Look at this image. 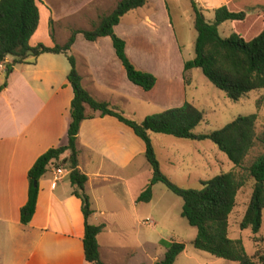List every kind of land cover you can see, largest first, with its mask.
Segmentation results:
<instances>
[{"label": "crops", "instance_id": "1", "mask_svg": "<svg viewBox=\"0 0 264 264\" xmlns=\"http://www.w3.org/2000/svg\"><path fill=\"white\" fill-rule=\"evenodd\" d=\"M236 1L195 0V3L204 14L205 10L214 12L223 6L236 13L246 9L256 13L252 17L256 26L254 29L243 33L237 30L241 26L235 23L229 29L231 35L242 33L239 35L251 41L264 31V13H261L264 0H249L233 7ZM55 2L76 5L73 13L64 15L75 16L86 11L92 19L95 7L101 5V0H40L41 18L45 11L50 20H55L54 15L60 13L54 6ZM148 6L153 17H148L146 13L144 22L156 18L154 20L160 27L157 29L160 30L158 39L161 40L153 50L170 56L177 52L172 47L176 41L175 28L162 3L154 1L150 4L148 0ZM223 26L225 23L220 28ZM157 29L152 28V31ZM36 34L31 39L32 46H35ZM77 43L78 40L72 49ZM70 53H73L72 50ZM62 56L44 54L36 60L31 58L25 64L14 66L8 86L0 94V264H89L84 253L82 201L73 194L74 188L69 180L71 170L62 165L67 154L60 158L58 164H51L41 178L33 220L28 225L20 221L21 209L28 200L30 169L49 149L65 146L68 142L74 92L68 81L70 66L60 62ZM84 58L89 72L86 76L79 73L85 89L96 100L107 102L111 108L122 112L110 98L112 93L121 94L122 87L128 88L122 71L117 69L116 59L102 54H85ZM12 62L13 58L8 57L5 66ZM122 95L123 100L128 98ZM87 114L94 117L85 120L79 132V170L88 177L86 193L93 210L89 222L105 225L98 237L101 259L105 264L136 263L138 256L141 257L144 252L146 242L141 240L139 245L124 248L122 254L118 248L108 247L112 260L107 262L100 238L112 230L134 229L138 232L141 223L139 204L142 203L136 201L152 177L148 176L144 182L146 146L131 128L116 118L103 117L100 112L89 108ZM58 168L70 172L56 180L54 174ZM101 185L108 186L111 193L113 190L120 191L122 197L117 194L116 198L107 200L105 195L96 191Z\"/></svg>", "mask_w": 264, "mask_h": 264}, {"label": "trees", "instance_id": "2", "mask_svg": "<svg viewBox=\"0 0 264 264\" xmlns=\"http://www.w3.org/2000/svg\"><path fill=\"white\" fill-rule=\"evenodd\" d=\"M40 0H0V64L8 57L13 62L6 66V79L0 86V94L8 86V78L14 66L36 60L44 54L65 55L70 63L68 81L73 88L71 102V123L68 142L65 146L51 148L38 158L29 171V193L26 205L21 209L20 221L28 225L36 212L39 197V182L48 172L51 164H58L67 154L62 165L71 170L69 180L73 194L81 199L85 218L83 239L85 259L89 264H105L101 259L99 235L105 225H93L89 220L93 215L91 201L86 193L88 177L79 170L78 136L82 123L93 115L87 108L110 116L131 128L146 146L145 156L151 167L152 177L137 203H150L154 197L155 185L162 183L174 195L184 201L182 217L191 227L197 229L193 246L212 256L236 264H264V251L249 256L241 240L229 237V220L236 207L240 190L246 185V178L236 170L220 174L203 182L200 190L185 189L175 184L162 170L157 158L152 134H164L179 139L213 142L218 150L234 164L235 169H243L246 158L257 141V114L239 117L224 128L210 134H195V129L203 122L204 113L194 104L184 103L180 107L168 109L160 114L148 116L142 122L129 119L123 112L111 108L107 102L96 100L83 86V79L77 69L74 56L68 53L82 33L88 42L101 38H111L117 59L122 64L128 80L135 86L149 92L157 84V78L135 67L127 55V43L115 34L123 17L143 8L148 0H121L114 10L99 16L91 30L74 31L64 45H31V39L39 29L41 14ZM194 28L197 37L194 43L195 57L184 63V73L201 69L205 77L223 91L233 102H239L254 90H264V31L251 41L238 34L223 37L220 26L226 22L246 20V12H232L226 6L214 11L213 21H208L204 11L192 2ZM185 85L190 84L184 76ZM248 177L254 180L252 196L241 222L242 230L250 229L258 234L264 217V154L260 155L247 169ZM166 252L163 259L155 264H175L186 246L179 242L161 241Z\"/></svg>", "mask_w": 264, "mask_h": 264}, {"label": "rangeland", "instance_id": "3", "mask_svg": "<svg viewBox=\"0 0 264 264\" xmlns=\"http://www.w3.org/2000/svg\"><path fill=\"white\" fill-rule=\"evenodd\" d=\"M120 1L101 0V5L95 7L94 19L86 11L76 13L75 16L73 14L68 16V13H73V9L77 8L76 5L71 2H55L54 6L60 13L54 15L55 20H50L49 15L44 11L33 44L35 46L39 43L49 46L64 45L72 32L91 30L99 16L114 10ZM154 1L162 3L163 9L165 8V12L171 19L176 40L172 47L177 52L168 56L153 50L158 45V40H161L158 39L160 30L157 29L160 27L158 21L154 20L156 18H153L152 22L148 20L144 22L146 13L148 17H153L149 6L130 12L115 28V34L126 41L127 55L135 67L157 78V85L153 90L147 92L130 83L123 66L116 57L109 37L98 39L96 42H87L84 35L80 33L77 36L76 48L72 49V54L70 52L68 54L75 57L77 69L84 76L89 72L85 54L113 56L117 61V69L122 71L127 81L128 88L122 87L121 94L112 93L110 98L115 101L114 105L124 112L126 117L137 122L188 102L204 113V120L194 133L210 134L224 128L239 117L257 114L256 145L246 158L243 169H235L228 157L209 140L192 141L164 134H152L153 146L162 172L182 188L200 190L203 188V182L232 170H236L246 178V185L240 190L236 207L230 216L229 237L241 240L247 254L255 256L257 252L264 251V217L258 234H254L250 229L242 230L241 222L246 214L254 187V180L248 177L247 169L256 158L264 154V90H254L239 102H233L205 77L201 69L184 73V63L195 57L194 43L197 32L194 28L192 10V2L195 0H150V4ZM247 1L249 0H237L232 6L236 7ZM62 10L67 12L64 13ZM246 10L247 17L250 18L243 22H226L225 26L220 28L223 37L231 36L229 29L232 23L240 25L241 28L237 30L243 33L256 27L252 18L256 13ZM262 10L261 13H264V9ZM205 16L208 21H213L215 14L213 11L205 10ZM152 28L157 31H152ZM59 59L66 66H70L65 55ZM5 69L0 70V86L6 79ZM185 75L190 82L188 86L185 85ZM122 94L128 98L123 100L120 97ZM143 161L145 182L148 176L152 175V171L146 156ZM153 190L152 202L139 204L141 223L138 226V232L134 229L112 230L101 236L100 243L107 262L112 260L108 247L114 246L122 254L124 248L139 245L142 240L146 242L144 252L141 257L138 256L136 263L131 264H155L163 259L166 252L165 246L161 243L163 240L185 244L186 249L179 255L175 264H236L197 250L193 246L197 229L191 227L182 217L184 205L182 198L174 195L162 183L155 185ZM96 191L105 195L107 200H111V197L116 198L117 194L122 197L120 191L113 190L111 193L105 185L98 186Z\"/></svg>", "mask_w": 264, "mask_h": 264}, {"label": "built area", "instance_id": "4", "mask_svg": "<svg viewBox=\"0 0 264 264\" xmlns=\"http://www.w3.org/2000/svg\"><path fill=\"white\" fill-rule=\"evenodd\" d=\"M4 68H6L5 63H1L0 64V70L4 69ZM68 171H69L68 169L67 170H63L62 168H58V169L55 170L54 177L56 178V180H58L62 176L66 175V174H69L70 171L69 172Z\"/></svg>", "mask_w": 264, "mask_h": 264}]
</instances>
